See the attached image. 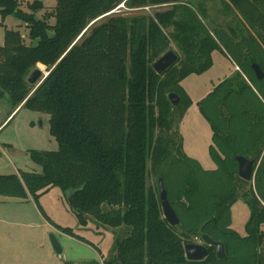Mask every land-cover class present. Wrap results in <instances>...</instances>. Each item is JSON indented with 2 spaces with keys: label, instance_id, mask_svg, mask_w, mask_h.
<instances>
[{
  "label": "trees",
  "instance_id": "obj_1",
  "mask_svg": "<svg viewBox=\"0 0 264 264\" xmlns=\"http://www.w3.org/2000/svg\"><path fill=\"white\" fill-rule=\"evenodd\" d=\"M20 5L0 0V26L13 16L29 42L4 30L0 99L8 98L10 115L21 106L47 114L57 150L30 151L41 172L0 176V196L32 198L48 224L88 244L41 208L39 193L59 189L80 226L93 221L116 230L102 264H264V0H56L41 19V1L28 5L29 13ZM146 6L170 9L110 16L118 7ZM171 42L180 55L158 75L152 65ZM214 51L238 70L197 103L212 132L215 168L206 170L182 152L178 127L191 102L180 83L208 70ZM39 67L46 77L36 87L27 78ZM235 156L254 161L252 182L238 177ZM159 179L176 227L162 216ZM239 199L249 209L244 235L231 228ZM202 235L224 245L223 259L214 248L202 261L184 257V246Z\"/></svg>",
  "mask_w": 264,
  "mask_h": 264
},
{
  "label": "rangeland",
  "instance_id": "obj_2",
  "mask_svg": "<svg viewBox=\"0 0 264 264\" xmlns=\"http://www.w3.org/2000/svg\"><path fill=\"white\" fill-rule=\"evenodd\" d=\"M18 1L21 4L20 9L29 13L28 5L35 0ZM39 1L42 2L43 9L35 13V17L41 19L54 9L56 0ZM205 5L210 11L211 4L206 2ZM118 8L110 16H152L156 12L170 9V6H146L135 10ZM103 20H99L97 24ZM204 23L208 28H212L210 21L205 20ZM49 24H54L53 19L49 20ZM5 29L19 31L25 43H29L25 24L13 16H8L3 22V27L0 26V46L3 45ZM171 51L177 56L180 55L174 42H171ZM211 57L212 66L208 70L200 75L191 74L180 83L191 103L178 127L182 152L197 160L206 170L215 168L208 152L212 132L208 122L199 113L197 103L212 85L233 73V66L223 54L214 52ZM39 69L43 76L46 75L43 68L39 67ZM192 102H197L196 106L195 103L192 105ZM11 112L8 98L0 99V125ZM48 120L47 114L31 111L22 106L10 116L0 128V176L18 174V172H41L40 167L30 159L29 152L57 150V144L49 134ZM151 183L153 184V181ZM38 202L51 221L61 227L72 229L88 244L70 238L48 224L32 198L0 196V264H102L100 254L105 259L111 256L114 240L117 237L116 230L93 221L88 222L85 227L80 226L64 195L57 188L40 192ZM231 218V228L244 235L249 209L242 200L239 199L231 207ZM261 228L264 231V224ZM51 236L58 241L61 254L54 252ZM192 241L203 245L199 238H193Z\"/></svg>",
  "mask_w": 264,
  "mask_h": 264
},
{
  "label": "water",
  "instance_id": "obj_3",
  "mask_svg": "<svg viewBox=\"0 0 264 264\" xmlns=\"http://www.w3.org/2000/svg\"><path fill=\"white\" fill-rule=\"evenodd\" d=\"M177 60L178 56L173 51L169 50L153 63L152 68L156 74L161 75L174 63H176ZM251 69L257 79L262 78V73L257 64H252ZM45 77L46 75L43 76L40 69H36L28 76L27 81L29 84L36 85L37 87ZM167 98L173 107L178 106L179 97L176 94L170 93ZM234 159L237 163L238 177L247 182L253 181L255 175L254 161L246 159L242 156H235ZM157 190L163 218L170 227L178 226L179 220L167 200L166 190L161 179L157 181ZM70 194L71 193H67L66 196L69 197ZM201 241L203 242V245L186 244L184 246V257L188 261L198 262L204 260L207 257L210 248L215 249L216 258L221 260L225 257L224 245L222 243L216 242L206 235L201 236ZM51 244L54 252L56 254H61V247L53 236H51Z\"/></svg>",
  "mask_w": 264,
  "mask_h": 264
},
{
  "label": "crops",
  "instance_id": "obj_4",
  "mask_svg": "<svg viewBox=\"0 0 264 264\" xmlns=\"http://www.w3.org/2000/svg\"><path fill=\"white\" fill-rule=\"evenodd\" d=\"M212 13H213V11L210 10V11H209V14L211 15ZM23 38H24V37H23ZM214 52H219V51H214ZM214 52H213V53H214ZM213 53H212V54H213ZM220 53H221V52H220ZM212 54H211V56H212ZM221 54H223V53H221ZM224 56H225V55H224ZM211 58H212V57H211ZM225 58H226V60H228V62L233 66V73H234L235 71H237V70H238L237 67L234 66V64L228 59V57L225 56ZM233 73L224 76L223 79L228 78V77L231 76ZM223 79H222V80H223ZM222 80H218L217 84H218L220 81H222ZM217 84L212 85L211 88H210L209 90H207V92H205V94H203V97H204L206 94H208V93L213 89V87H214L215 85H217ZM203 97H202V98H203ZM193 103H195V106H196V103H197V102H192V105H193ZM187 111H188V110H187ZM187 111H186V112H187ZM12 114H13V113H12ZM12 114H11V115H12ZM11 115H9V117H7L6 120L0 125V128L5 124V122L10 118ZM185 115H186V114H185Z\"/></svg>",
  "mask_w": 264,
  "mask_h": 264
}]
</instances>
